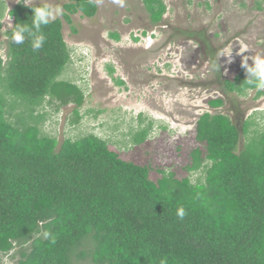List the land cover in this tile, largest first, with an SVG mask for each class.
<instances>
[{
  "label": "trees",
  "instance_id": "1",
  "mask_svg": "<svg viewBox=\"0 0 264 264\" xmlns=\"http://www.w3.org/2000/svg\"><path fill=\"white\" fill-rule=\"evenodd\" d=\"M141 2L160 27L164 1ZM65 10L72 24L77 14L94 19L98 5L70 0ZM32 15L24 3L9 13L7 61L0 57V258L15 264H160L163 258L167 264H264V132L252 131L256 123L245 122L241 131L229 116L205 113L195 124L204 151L192 152L188 177L165 170L156 182L150 165L123 161L109 140L88 134L61 143L46 131L48 110L75 106L71 125L78 124L86 95L64 79L75 55L62 19L42 28L39 50L29 39L12 41L16 24H31ZM111 37L120 41L116 33ZM107 70L114 76L111 66ZM246 78L242 68L233 81L225 79V96L257 92L260 99L264 92L245 85ZM208 105L218 111L226 98ZM138 124L131 133L135 147L146 144L155 127L143 116ZM181 207L183 219L176 214Z\"/></svg>",
  "mask_w": 264,
  "mask_h": 264
},
{
  "label": "rangeland",
  "instance_id": "2",
  "mask_svg": "<svg viewBox=\"0 0 264 264\" xmlns=\"http://www.w3.org/2000/svg\"><path fill=\"white\" fill-rule=\"evenodd\" d=\"M163 1L167 14L160 27L151 24L141 0H123V6L114 0H94L97 16L77 14L71 17L72 24L57 17L63 20L65 41L75 55L64 79L84 90L86 103L80 111L82 120L74 125L75 106L61 113L49 109L46 127L61 143L88 134L111 141L110 149L123 161L150 165L155 182L161 178L158 172L165 170L178 179L188 177L184 168L192 163V152L204 151L196 141L195 124L205 113L227 115L241 131L252 120L256 123L252 131L264 132V95L257 99V92L245 98L223 93V81H233L244 60L252 65L256 55L264 56V0ZM40 2L34 0L35 6ZM50 2L60 4L64 14L70 4ZM21 3L0 0V57L5 62L6 32L13 25L9 13ZM114 33L120 41L111 37ZM152 33L156 39L146 40L144 34ZM135 38L143 41L136 43ZM82 48L89 49L87 55L78 50ZM107 66L115 68L114 76ZM117 80L125 86L119 87ZM223 97L225 107L209 108L210 100ZM140 116L155 127L148 142L135 147L131 133L138 129ZM5 258L6 264H15L10 257L0 258L1 264Z\"/></svg>",
  "mask_w": 264,
  "mask_h": 264
},
{
  "label": "clouds",
  "instance_id": "3",
  "mask_svg": "<svg viewBox=\"0 0 264 264\" xmlns=\"http://www.w3.org/2000/svg\"><path fill=\"white\" fill-rule=\"evenodd\" d=\"M26 7H31L33 10L31 24H16V27L12 33V41L16 44H22L26 39L31 40V46L35 50H39L45 43L46 37L42 33V28L55 21L57 17L63 16L64 9L60 4L52 3L50 0H42L39 6H35L34 0H22ZM115 3L123 6V0H114ZM11 20V19H10ZM156 39L155 33L148 35L146 40ZM146 40H144V43ZM143 41V38H142ZM141 41V42H142ZM85 56L88 48L78 49ZM84 59V58H82ZM253 64L249 65L247 61H243V67L246 70L247 78L244 84L254 88L258 92H264V56L256 55L252 60ZM113 68V67H112ZM115 70V68H113ZM85 84L87 83L84 81ZM249 87L243 88V91L247 92ZM167 171V170H166ZM177 216L183 219L186 215L183 207L177 210ZM43 236L48 238L51 236L49 231H44ZM54 242V237H52ZM7 258H5L6 264ZM160 264H167V258L160 260Z\"/></svg>",
  "mask_w": 264,
  "mask_h": 264
}]
</instances>
